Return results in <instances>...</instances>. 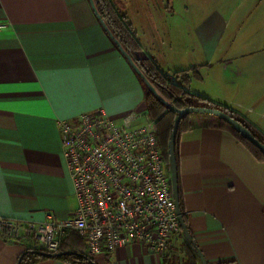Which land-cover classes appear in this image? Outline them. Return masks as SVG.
<instances>
[{
    "label": "crops",
    "instance_id": "1",
    "mask_svg": "<svg viewBox=\"0 0 264 264\" xmlns=\"http://www.w3.org/2000/svg\"><path fill=\"white\" fill-rule=\"evenodd\" d=\"M143 19L141 27L131 22L140 55L171 77L196 68L190 92L237 112L264 134V0H167L150 6ZM0 26V217L67 220L77 202L59 120L99 109L116 120L148 112L145 86L91 0H0ZM190 120L179 135L177 168L194 242L207 264H264V160L231 131L209 125L205 114ZM78 243L74 235L67 239L69 250ZM190 245L182 233L162 256L131 244L91 258L187 264ZM37 249L32 239L0 237V264H18ZM35 264L70 263L48 257Z\"/></svg>",
    "mask_w": 264,
    "mask_h": 264
},
{
    "label": "built area",
    "instance_id": "2",
    "mask_svg": "<svg viewBox=\"0 0 264 264\" xmlns=\"http://www.w3.org/2000/svg\"><path fill=\"white\" fill-rule=\"evenodd\" d=\"M59 132L77 202L73 216L44 222L0 217V237L32 239L39 249L58 252L74 231L89 257L131 244L162 256L183 230L155 119L131 111L116 120L99 109L59 120Z\"/></svg>",
    "mask_w": 264,
    "mask_h": 264
},
{
    "label": "trees",
    "instance_id": "3",
    "mask_svg": "<svg viewBox=\"0 0 264 264\" xmlns=\"http://www.w3.org/2000/svg\"><path fill=\"white\" fill-rule=\"evenodd\" d=\"M93 1L97 16L103 22L119 48L131 59L134 68L143 81L145 86L147 111L150 117L155 119L159 144L163 150L169 169L171 168L169 140L177 112L171 109L168 104L175 106L177 109H183L185 107H210L220 109L235 118L244 128L264 144V134L245 117L227 107L215 106L209 99L192 93L187 89V86L191 81L189 73L192 72L194 75H197L196 68L175 71L171 77L167 72L161 70L152 58L140 55L141 44L135 35L132 24L127 20V17L118 10L114 4V0ZM151 87L154 88V91L151 90ZM193 114L194 113L185 114L178 125L175 139L177 167L179 135L183 129L192 127L190 118ZM205 116H207V123L209 125H216L220 128L231 131L257 158L264 160V154L229 122L212 114H205ZM179 196L181 210L187 224V218L182 208L180 189ZM187 227L190 231L188 224ZM70 235H74L80 242L78 243L76 251L80 252L81 255H64L55 258L65 260L70 264H91L89 259H94L85 254V251L83 250L85 246L83 238L74 231L70 232L65 238L60 251L69 250L67 239ZM190 247L191 250L189 249L187 252V264H197L196 255L192 250L194 249V246L190 245ZM45 258L48 257L41 256L32 251H27L24 253L21 264H35L39 260Z\"/></svg>",
    "mask_w": 264,
    "mask_h": 264
},
{
    "label": "water",
    "instance_id": "4",
    "mask_svg": "<svg viewBox=\"0 0 264 264\" xmlns=\"http://www.w3.org/2000/svg\"><path fill=\"white\" fill-rule=\"evenodd\" d=\"M91 4L96 12L94 1L91 0ZM97 14V13H96ZM151 90L154 91V88L151 87ZM171 109L177 112V116L173 125V129L170 135L169 140V152H170V160H171V182H172V191L173 196L176 202L177 206V213L179 215V221L184 233V236L186 239L195 247L197 255L201 259L203 264H207V261L205 259V256L201 249L196 246L194 239L187 227V224L185 222L183 212L181 210L180 206V196H179V186H178V168H177V161H176V152H175V139L178 131V125L181 120V118L188 113H202V114H212L219 118H222L229 122L236 130H238L240 133H242L250 142H252L263 154H264V144L258 140L252 133H250L246 128H244L235 118H233L228 113L217 109V108H210V107H185L183 109H177L175 106L168 104ZM32 252L39 254L41 256L55 258V257H61L64 255H73V254H79L80 252L73 251V250H62L58 252H46L41 249L32 250ZM24 257V254L20 257L18 264H21L22 258ZM91 264H96L94 260L89 259Z\"/></svg>",
    "mask_w": 264,
    "mask_h": 264
},
{
    "label": "rangeland",
    "instance_id": "5",
    "mask_svg": "<svg viewBox=\"0 0 264 264\" xmlns=\"http://www.w3.org/2000/svg\"><path fill=\"white\" fill-rule=\"evenodd\" d=\"M229 1V0H228ZM232 3H236L239 5H243L245 0H230ZM180 3V0H178ZM114 4L118 8V10L127 17L129 22H132L136 25V27H141L142 23H145L143 17L147 15L149 11V7L156 6L161 4L162 6L167 5V0H114ZM246 4V3H245ZM142 29V28H139ZM181 29L174 30L175 34V44L181 42V37L179 39L178 35H180ZM184 32L182 33L183 37Z\"/></svg>",
    "mask_w": 264,
    "mask_h": 264
}]
</instances>
